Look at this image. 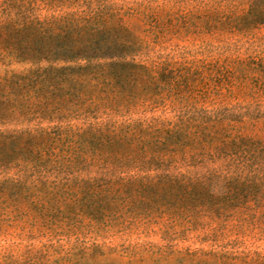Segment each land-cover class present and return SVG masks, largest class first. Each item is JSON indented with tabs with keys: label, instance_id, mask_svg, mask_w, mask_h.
Wrapping results in <instances>:
<instances>
[{
	"label": "trees",
	"instance_id": "16d2710c",
	"mask_svg": "<svg viewBox=\"0 0 264 264\" xmlns=\"http://www.w3.org/2000/svg\"><path fill=\"white\" fill-rule=\"evenodd\" d=\"M174 19L239 41L264 0H0V264H264V51L143 59Z\"/></svg>",
	"mask_w": 264,
	"mask_h": 264
},
{
	"label": "rangeland",
	"instance_id": "374dc122",
	"mask_svg": "<svg viewBox=\"0 0 264 264\" xmlns=\"http://www.w3.org/2000/svg\"><path fill=\"white\" fill-rule=\"evenodd\" d=\"M168 27V33L163 34L158 39H155L154 35L150 33L143 32V36L146 40L145 47L143 48V54H145V56H142L143 59L159 62L173 61L176 67L190 68L192 72H195L197 69L204 68L209 63H214L219 57L224 64L223 60L226 54L220 55L222 46L231 47L233 44V49L239 48L240 55L243 57L249 53L264 51V28L255 31L253 35H249L248 37H240V39H238L239 41H237V37L235 36L232 37L225 34L223 37H217L210 35L206 31L200 32L194 27L186 28L182 25V21L178 19H174ZM232 53L236 55L237 51H232ZM232 59H234V56H232ZM216 96L217 95H215V97ZM224 97L230 99L228 96ZM214 99L219 100L220 97ZM228 99L225 101H229ZM231 100L233 102L235 101L234 99ZM84 230L86 231L87 229L85 228ZM248 234V236L239 237L235 249L238 248V251L244 253L264 254V237L256 231H250ZM234 236H232V238H234ZM47 238V236L40 237L39 240L35 241L34 245L40 247L42 244L48 243V245H52L53 248L67 249L77 244V242H79L78 239L90 240L89 243L94 241L89 233H84L80 235V237H78L77 234L63 235L62 233L53 236L51 240H47ZM155 239L158 241L160 237L156 236ZM40 240L42 242H40ZM192 241L193 238L191 237V240L183 242L182 245H191L193 249L202 245L207 248L209 247V243L201 244L196 242L194 244ZM116 242H120V240ZM25 244L27 243H18L15 246L16 248L13 254H21L22 251L26 249ZM11 246L14 247L12 242L6 241L3 237H0V263L3 262L4 251ZM142 264H152V262L146 261Z\"/></svg>",
	"mask_w": 264,
	"mask_h": 264
}]
</instances>
